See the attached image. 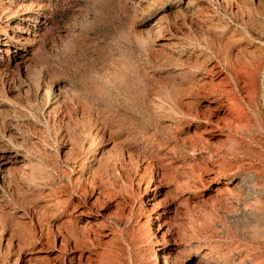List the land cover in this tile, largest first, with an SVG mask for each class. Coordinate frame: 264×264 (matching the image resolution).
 <instances>
[{
    "label": "rangeland",
    "instance_id": "374dc122",
    "mask_svg": "<svg viewBox=\"0 0 264 264\" xmlns=\"http://www.w3.org/2000/svg\"><path fill=\"white\" fill-rule=\"evenodd\" d=\"M2 55L0 264H85L60 254L57 227L79 214L93 157L105 172L122 150L151 167H117L120 218L93 264H264V0H0ZM225 90L239 114L214 158L229 180L218 193L199 169L210 149L191 152L189 138L205 136L194 117L214 115ZM68 154L85 158L74 173Z\"/></svg>",
    "mask_w": 264,
    "mask_h": 264
},
{
    "label": "bare ground",
    "instance_id": "6f19581e",
    "mask_svg": "<svg viewBox=\"0 0 264 264\" xmlns=\"http://www.w3.org/2000/svg\"><path fill=\"white\" fill-rule=\"evenodd\" d=\"M35 22H38V19H36ZM27 32L29 33V31H27ZM33 36L36 37L37 34L34 33ZM15 40H16L15 36H12L10 41H15ZM5 45L8 46V43ZM10 51H11L10 47H8V49L6 51L8 61H9V58L11 56ZM0 58L3 61V59H4L3 55ZM26 60H27V58L25 55L20 56L18 58V61L16 64L25 65ZM8 66H9V64H4V66L2 67L1 70H4ZM210 72L213 73L214 75H221V73H219V71H215L213 69H211ZM225 91H227V92H223L222 96H226V100H225L226 102L222 101L221 97L219 98V96H216L215 100L217 101V105H216V108H214L216 111V113L214 115L212 114V112H209L208 115L196 114L194 117L196 120V123L197 124L200 123V126H201L200 130L205 134V136H203V135H201L199 137L191 136L189 138V141L191 144L190 149L192 150L191 152H195V151L197 152V149L199 147H201L200 150H202V148L204 150L210 149L209 155L205 156L206 162H205L204 167L202 165H199V164L198 165H199L200 170H204V168H205L206 173H209L210 175H212V176L208 175L209 181L212 183L213 182L217 183V187L215 188V191H219L218 193H220V191L223 189L222 187L219 186L221 184V181H224L223 182L224 184H228L229 180H228V177L225 178L224 180H220L218 178V176L215 172V169H216L215 167L218 164L215 163L214 158L216 156H218L221 152H224L226 145H227V141L225 140V137H224L225 136V129H230L235 124L236 118H237L236 114H239L238 108H235V105H236L235 98L230 95L229 90H225ZM48 97L50 99V94H48ZM79 106L75 107L69 113H64L62 115L63 118L66 116L71 117V116H74L75 114H79L78 112H80V111L82 112V110L79 108ZM220 111H222V112H220ZM216 139L218 140V143L215 142ZM155 142L158 144V146L161 145V143H162V142H160V140H155ZM166 144L167 143L165 142L164 145H166ZM176 148H178V147H176ZM120 150H122V149H120ZM104 154L105 153H103L101 156H103ZM108 156H109V158H107ZM21 157H22V162H21L22 167L19 171L20 176H21L20 181L22 180L25 183V182L31 181V179L33 178L34 169H33L31 159L28 157V155L26 153H22ZM105 157H106V170H105V172H100L99 165L101 163V160L98 162L97 155H95L92 159L95 163H93L89 167L90 178L88 177V178H86V180L84 179L83 181H81L80 185L76 188L77 191L79 192V199L80 200H79V203L73 207V209H74V212L76 210L79 212L78 215L79 216L81 215V219H85L86 224L79 226L77 223L78 219L77 218L75 219V217H74V216H78V215L76 213H74V216H73L72 215L73 213H72L69 215V217L66 220L60 222V224L57 227L58 236H60L62 238V240H60L61 242L58 246V251L60 252V254L63 255V254L70 253L72 255L74 253L79 252L78 259L81 261V259L84 258L85 264H93V262H95L98 259L99 252H98L97 246L99 244L96 243L95 240L98 239L99 236L101 235V230H103V226L108 222H111V223L117 222V220L120 218L118 209L121 206L122 200L117 197L116 192L111 193L109 191V189L113 185L116 184V181L120 177V175L115 172L117 170V167L120 166L122 171L124 170V172H126L127 174H129V172L131 171L132 168H139V166L141 164L144 165L146 163L145 164L146 166L144 167L145 173L151 167V162L145 154H137L133 151L125 152L122 150L116 156V158L115 157L113 158L110 155V152L108 151L105 154ZM61 158L64 159L67 167H71V169H72L71 171L73 173L76 170L75 164H78L79 166L81 164L82 165L85 164V162H84L85 158L78 157L77 155L74 156L73 154H68V155H65ZM195 158H197V157H195ZM223 158H225V157H223ZM96 159H97V162H96ZM73 164H74V166H73ZM110 168H112L114 170L109 171ZM161 176L163 178H166V179L168 177V175H166V173L164 171H162ZM172 177H173V175H172ZM161 178L159 179V181L161 180ZM173 178H176V177L174 176ZM198 179L200 182L203 183L204 180H203L202 174H198ZM141 180H143V179H141ZM199 181H197V182H199ZM97 190H99V191L97 192ZM123 193H125V192H123ZM91 198H93V200H91ZM108 204H110L112 206H109ZM41 223H42V221H41ZM56 236H57V234H56ZM47 237H48L49 242L52 238L55 239V233L52 232L51 226L48 227ZM93 252L95 255H93ZM247 261L251 262L250 259H247ZM164 264H169L167 256H164Z\"/></svg>",
    "mask_w": 264,
    "mask_h": 264
}]
</instances>
